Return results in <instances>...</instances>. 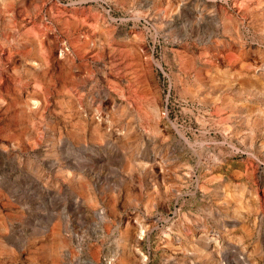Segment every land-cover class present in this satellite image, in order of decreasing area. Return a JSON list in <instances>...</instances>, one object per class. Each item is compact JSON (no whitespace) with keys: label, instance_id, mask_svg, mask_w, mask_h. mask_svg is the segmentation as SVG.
<instances>
[{"label":"rangeland","instance_id":"374dc122","mask_svg":"<svg viewBox=\"0 0 264 264\" xmlns=\"http://www.w3.org/2000/svg\"><path fill=\"white\" fill-rule=\"evenodd\" d=\"M0 264H264V0H0Z\"/></svg>","mask_w":264,"mask_h":264},{"label":"bare ground","instance_id":"6f19581e","mask_svg":"<svg viewBox=\"0 0 264 264\" xmlns=\"http://www.w3.org/2000/svg\"><path fill=\"white\" fill-rule=\"evenodd\" d=\"M178 4V3H177ZM176 8V7H175ZM201 11V10H200Z\"/></svg>","mask_w":264,"mask_h":264}]
</instances>
